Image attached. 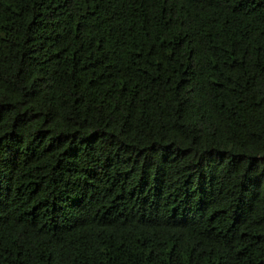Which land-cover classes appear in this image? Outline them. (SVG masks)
<instances>
[{"label": "trees", "instance_id": "trees-1", "mask_svg": "<svg viewBox=\"0 0 264 264\" xmlns=\"http://www.w3.org/2000/svg\"><path fill=\"white\" fill-rule=\"evenodd\" d=\"M0 264H264V0H0Z\"/></svg>", "mask_w": 264, "mask_h": 264}]
</instances>
